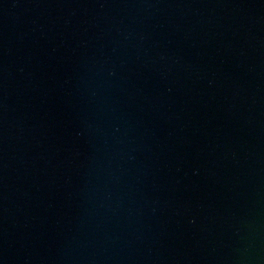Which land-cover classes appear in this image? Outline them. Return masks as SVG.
<instances>
[{
    "label": "water",
    "instance_id": "95a60500",
    "mask_svg": "<svg viewBox=\"0 0 264 264\" xmlns=\"http://www.w3.org/2000/svg\"><path fill=\"white\" fill-rule=\"evenodd\" d=\"M0 264H264V0H0Z\"/></svg>",
    "mask_w": 264,
    "mask_h": 264
}]
</instances>
